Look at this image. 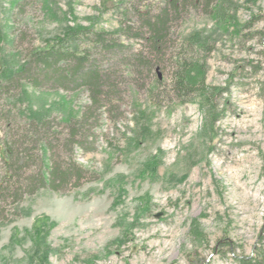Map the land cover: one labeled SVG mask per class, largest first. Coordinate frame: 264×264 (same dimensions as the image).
<instances>
[{
  "label": "rangeland",
  "instance_id": "374dc122",
  "mask_svg": "<svg viewBox=\"0 0 264 264\" xmlns=\"http://www.w3.org/2000/svg\"><path fill=\"white\" fill-rule=\"evenodd\" d=\"M227 1L231 24L210 12L217 0L208 8L189 6L169 24V64L155 66L154 76L134 82L115 62L126 77L116 107L97 110L85 147H70L81 180L0 202V264H237L233 253L253 254L264 223V0ZM134 3L155 12L164 0H0V60L16 70L67 26L104 32L136 26L132 14L122 13ZM118 38L133 51L141 48ZM179 52L203 64L206 85L228 89L215 99L223 111L213 131L204 126L202 97L163 99ZM26 83L21 78L0 93L2 187L10 130L27 121V99L60 134L51 143L56 160L69 159L66 127L91 103L83 87ZM23 146L37 156L22 165L28 177L51 152L39 142Z\"/></svg>",
  "mask_w": 264,
  "mask_h": 264
},
{
  "label": "trees",
  "instance_id": "16d2710c",
  "mask_svg": "<svg viewBox=\"0 0 264 264\" xmlns=\"http://www.w3.org/2000/svg\"><path fill=\"white\" fill-rule=\"evenodd\" d=\"M125 0H118V5H124ZM211 0H164L162 6L155 12L147 6L142 10L134 3L125 7L122 13L132 14L137 19V25H125L115 32L94 31L91 26L76 24L67 26L61 37H57L52 44L43 48L33 49L28 54V63L20 65L13 70L7 60H0V93L7 86L17 85L24 78L31 88L46 86L48 88L78 89L85 88L91 100L87 111L83 112L80 119L67 125L66 136L62 141L63 148L68 146V157L65 160L54 158L52 142L59 141V132L51 130V121L39 112L31 109L27 99V121L21 125L15 124L10 130L11 142L9 151L5 152L3 166L5 186H0V202L9 203L27 191L33 192L38 186H47L59 190L70 183L76 184L82 178L81 169L70 161V147L73 145L84 148L85 139L89 138V127L97 119L96 111L100 108L111 112L119 99V91L123 78L120 70H116L115 62H122L125 74L134 82H142L149 75L154 76V67L161 68L168 62L166 47L169 45L168 27L189 6H202L208 8ZM226 4V5H225ZM113 7L116 6L112 5ZM231 8L227 0H217L210 12H216L224 25L234 21V15L229 14L225 8ZM235 7V5L233 6ZM234 10V9H233ZM119 36L134 39L141 46L133 51L128 45L119 41ZM198 36V35H196ZM207 43L204 42V46ZM174 67L171 71L170 88H164L163 99L175 97L179 101L187 102L192 94L203 98L207 106L204 126L213 131L219 121L222 109L215 103L217 97L227 93V87L209 86L205 83V69L203 64L192 61L180 52L173 58ZM122 78V79H121ZM125 82V81H124ZM155 82L159 83L157 77ZM26 92L20 91L21 99ZM26 99V98H25ZM71 119V118H70ZM35 146L40 143L46 154L49 155L48 163L44 167L36 163V170L28 177L22 174V165L35 161L37 156L32 151L25 149L23 143ZM67 151V150H66ZM48 155V154H47ZM55 159V160H54ZM31 161V162H32ZM157 160L153 159L151 173H156ZM39 164V165H37ZM26 171V170H25ZM262 232L258 235L257 245L254 246L252 255L233 253L237 264H264V223ZM42 257L47 258L45 252Z\"/></svg>",
  "mask_w": 264,
  "mask_h": 264
}]
</instances>
